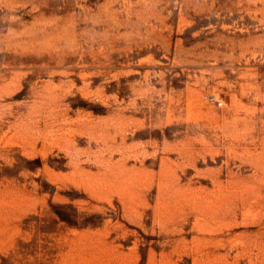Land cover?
<instances>
[{
  "label": "rangeland",
  "instance_id": "1",
  "mask_svg": "<svg viewBox=\"0 0 264 264\" xmlns=\"http://www.w3.org/2000/svg\"><path fill=\"white\" fill-rule=\"evenodd\" d=\"M0 264H264V0H0Z\"/></svg>",
  "mask_w": 264,
  "mask_h": 264
},
{
  "label": "built area",
  "instance_id": "2",
  "mask_svg": "<svg viewBox=\"0 0 264 264\" xmlns=\"http://www.w3.org/2000/svg\"><path fill=\"white\" fill-rule=\"evenodd\" d=\"M219 103H220V104H222V102H221V101H220Z\"/></svg>",
  "mask_w": 264,
  "mask_h": 264
}]
</instances>
